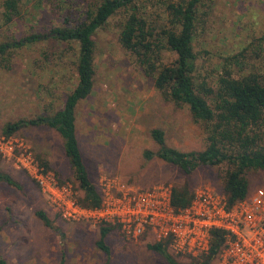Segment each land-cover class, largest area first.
Returning <instances> with one entry per match:
<instances>
[{
    "label": "rangeland",
    "instance_id": "obj_1",
    "mask_svg": "<svg viewBox=\"0 0 264 264\" xmlns=\"http://www.w3.org/2000/svg\"><path fill=\"white\" fill-rule=\"evenodd\" d=\"M198 16L194 48L199 81L212 86L223 61L240 53L245 56V73L264 75V0H204ZM27 19L5 28L6 33L27 31ZM42 19L57 22V17L48 15ZM119 22L120 17L110 19L95 36L93 92L76 109L79 149L91 182L100 194L101 183L114 179L141 190L187 186L194 194L207 188L223 197L224 167H201L185 175L158 158L143 157L146 150H158L151 138L154 129L164 133L168 147L183 152L203 150L205 135L188 108L165 100L120 46ZM76 56V46L47 40L18 49L9 68L0 66V131L8 122L61 108L77 83ZM166 56L173 58L170 53ZM12 138L16 149L10 157L0 155V173L18 185L0 181V259L5 264H105L107 255L95 244L100 228L109 225L63 218L20 162L30 153L39 165L35 157H42L49 164V177L76 199L80 191L62 138L46 126L28 127ZM247 180L248 197L264 189V171L249 172ZM40 211L50 226L36 215ZM112 227L105 239L109 264H168L148 249L154 243L151 235L134 239ZM168 251L179 263L192 261L170 245ZM211 264H221L219 257Z\"/></svg>",
    "mask_w": 264,
    "mask_h": 264
},
{
    "label": "trees",
    "instance_id": "obj_2",
    "mask_svg": "<svg viewBox=\"0 0 264 264\" xmlns=\"http://www.w3.org/2000/svg\"><path fill=\"white\" fill-rule=\"evenodd\" d=\"M204 0H0V66L9 68L14 53L23 47L47 40L76 46L77 83L66 94L61 108L35 116L8 122L0 136L10 138L28 127L46 126L55 130L64 143L65 156L71 164L80 194L79 206L97 209L101 194L91 182L82 158L76 134V109L93 92L95 77V36L114 17H120L118 42L130 53L161 96L178 107H187L194 124L205 135L206 146L201 151L183 152L168 147L164 133L151 132L158 145L156 152L146 150V160L158 158L185 175L201 167L222 168V193L229 210L248 197L249 172L264 171V75L245 73V56L227 57L219 67L213 85L196 77L197 55L194 48L198 28V13ZM49 4V7H47ZM57 17V22L41 21V17ZM28 17L27 31L9 36L5 28ZM18 30V29H17ZM167 53L172 54L169 60ZM236 69V70H235ZM46 112V109H45ZM39 165L49 169L48 162L35 157ZM0 181L17 187L7 174ZM170 206L175 211L187 209L194 193L187 186L172 187ZM46 226L50 221L43 212L36 214ZM114 227L100 228L96 247L107 255L105 243ZM145 235L150 236L148 233ZM151 237V236H150ZM154 240V238H153ZM170 240L148 245L168 264H182L169 253ZM224 247L223 233L210 231L207 254L191 257L189 264H211ZM0 264H5L0 259Z\"/></svg>",
    "mask_w": 264,
    "mask_h": 264
},
{
    "label": "built area",
    "instance_id": "obj_3",
    "mask_svg": "<svg viewBox=\"0 0 264 264\" xmlns=\"http://www.w3.org/2000/svg\"><path fill=\"white\" fill-rule=\"evenodd\" d=\"M14 143L12 137L0 136V155L12 156ZM20 162L67 220L116 226L134 239L146 233L156 242L169 239L174 252L190 257L207 254L210 231L217 230L224 237L221 264H264V189L228 210L224 197L203 188L196 191L187 209L175 211L170 206L169 187L141 190L109 179L101 183V206L88 209L79 206L65 187H59L30 153Z\"/></svg>",
    "mask_w": 264,
    "mask_h": 264
}]
</instances>
